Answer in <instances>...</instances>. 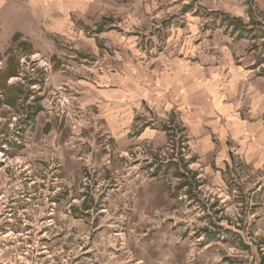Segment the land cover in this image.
I'll list each match as a JSON object with an SVG mask.
<instances>
[{
	"label": "rangeland",
	"instance_id": "1",
	"mask_svg": "<svg viewBox=\"0 0 264 264\" xmlns=\"http://www.w3.org/2000/svg\"><path fill=\"white\" fill-rule=\"evenodd\" d=\"M0 42V264H136L134 194L156 178L178 199L183 233L214 241L236 226L253 244L230 242L264 244L260 224L243 222L263 215L256 173L196 153L180 109L159 112L136 65L127 70L263 63L264 0H0ZM88 84L141 87L121 98L138 105L121 150L100 108L83 103ZM62 149L76 150L79 176Z\"/></svg>",
	"mask_w": 264,
	"mask_h": 264
},
{
	"label": "crops",
	"instance_id": "2",
	"mask_svg": "<svg viewBox=\"0 0 264 264\" xmlns=\"http://www.w3.org/2000/svg\"><path fill=\"white\" fill-rule=\"evenodd\" d=\"M8 36L5 33V38H2L6 39ZM8 44L9 42H0L2 46ZM254 58L255 56H246L242 65L235 64L229 58L220 67L209 68L184 59H171L165 61V69L162 71L138 63L140 68L137 63L129 62L127 70L130 71V64L136 65L137 72L132 76L142 84L152 86L148 97L152 98L159 112L180 109L189 134L196 142V153L215 156L224 166L236 161L243 162L246 168L256 173L258 181L253 189L252 200L253 204L261 205L263 215L260 218L245 217L243 222L247 224L249 219L252 225L257 221L260 225L254 232L258 238H262L264 62L256 65ZM85 90L83 103L100 108L106 125L117 138L121 150V128L130 126L129 111L138 106L131 103L130 106L128 103L121 105V98L133 97L137 100L142 95L141 87H123L121 90V86L98 88L88 84ZM213 139L216 141L213 142ZM59 142H63L61 136ZM62 154L67 174L79 176L76 150L70 149L68 152L62 149ZM231 170L238 171V167ZM256 193L257 198L261 197L259 202L253 199ZM134 196L130 224L140 237L135 238L140 245L139 253L135 255L136 264H262L264 244L256 248H243L235 238L233 242L229 241L228 236L232 234L239 236L238 239L241 240L243 231L236 226L230 227V231L226 229L216 233L215 236L219 239L215 238L214 241L203 238L205 241L200 242V235L183 233V227L177 225L182 218L172 213L178 199L171 196L165 180H150ZM222 221L223 219L214 222L220 224ZM235 223L241 224L242 221ZM243 242L249 246L253 244L244 235Z\"/></svg>",
	"mask_w": 264,
	"mask_h": 264
}]
</instances>
